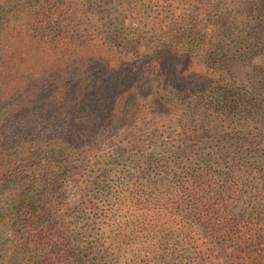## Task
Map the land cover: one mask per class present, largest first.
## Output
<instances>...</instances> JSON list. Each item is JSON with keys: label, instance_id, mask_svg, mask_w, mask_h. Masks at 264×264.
<instances>
[{"label": "trees", "instance_id": "1", "mask_svg": "<svg viewBox=\"0 0 264 264\" xmlns=\"http://www.w3.org/2000/svg\"><path fill=\"white\" fill-rule=\"evenodd\" d=\"M79 183L128 219L101 249ZM124 260L264 264V0H0V264Z\"/></svg>", "mask_w": 264, "mask_h": 264}, {"label": "rangeland", "instance_id": "2", "mask_svg": "<svg viewBox=\"0 0 264 264\" xmlns=\"http://www.w3.org/2000/svg\"><path fill=\"white\" fill-rule=\"evenodd\" d=\"M247 71H248L247 69H242L239 72V77H244V74ZM150 131H151L150 128H145V133H144L145 138L147 137L146 135L150 133ZM108 152H110V150ZM99 156H101V152L98 153L97 157ZM134 167L135 166L132 163V161L129 160L127 162H123L121 165L117 167H114L113 170L110 169L109 174H107L106 177H101V172L98 171L99 166H91L88 170L90 171L89 176L91 177L83 178L82 181L88 183L90 180H92V176L99 179L100 182L101 180L106 181L107 184L105 185L107 187H110L108 191H112V194L116 193L117 196L120 197L121 196L119 193L120 189L124 187V185L127 183V180L131 177V175H134L135 173H137V171H139V173H143V169L137 170ZM86 174L87 173H85V175ZM142 181L146 183L149 180L145 179ZM81 185H82L81 183L73 184V188L70 191L71 211H70L69 221L73 223L72 227H75L74 235L77 237V239H83L86 243L89 241L91 242V245H94L95 247L101 249V240L105 241L106 243H109V239H108L109 232L113 231L117 233V229L125 225L128 219L126 218L125 212H120V213L116 212L115 203L117 202V200L114 199L113 197L112 198L105 197L104 194L101 193V187L100 188L90 187L88 189L91 194L90 196L93 197V201L96 203V205L101 209H103V207L106 208V209L104 208L105 213L102 216L100 213L98 217L97 216L93 217L91 210H89L88 208L89 202L87 203L88 201L87 200L88 197L86 196L87 193L83 191L86 188V186L82 187ZM84 214L87 215V218L90 219L88 223L86 222L82 223ZM143 221L145 220L143 219L142 222ZM158 235L159 237L162 236V234H157V233L151 234L152 237H157ZM106 245L109 246V244ZM79 248H83V247L81 246ZM121 263L126 264L127 261L124 260Z\"/></svg>", "mask_w": 264, "mask_h": 264}]
</instances>
